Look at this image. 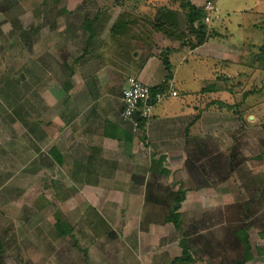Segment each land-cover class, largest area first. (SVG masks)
I'll return each mask as SVG.
<instances>
[{"label": "rangeland", "instance_id": "obj_1", "mask_svg": "<svg viewBox=\"0 0 264 264\" xmlns=\"http://www.w3.org/2000/svg\"><path fill=\"white\" fill-rule=\"evenodd\" d=\"M190 1L201 7L207 0ZM185 2L0 0V264H171L181 255V239L192 251L190 264H264V71L242 78L246 85L233 88L235 102H208L211 113L202 107L205 125L192 137L174 135L182 134L178 119L163 122L171 140H184V162L175 146L163 158L131 134L142 147L132 159L116 168L107 160L84 168L73 144L57 135L68 65L76 74L84 65L89 88L86 77L100 71L103 60L117 70L115 63L137 52L136 65L129 61L134 77L145 69L148 53L173 63L165 55L168 44L195 42ZM215 4L208 33L219 36L210 40L242 52L252 67L243 70L256 71L253 47L263 43L264 0ZM164 75H170L166 65ZM54 146L64 154L59 164L52 160ZM178 190L184 199L175 224Z\"/></svg>", "mask_w": 264, "mask_h": 264}, {"label": "crops", "instance_id": "obj_2", "mask_svg": "<svg viewBox=\"0 0 264 264\" xmlns=\"http://www.w3.org/2000/svg\"><path fill=\"white\" fill-rule=\"evenodd\" d=\"M253 26L257 27L258 25L253 24ZM218 36V33L217 35L214 34L210 39H215ZM210 39L194 49L173 46L169 51H166L165 55H172L173 61V63L168 62L170 74L168 77L163 76L164 59L161 57V53L159 55L150 53L152 56L148 53L145 69H140L138 74L135 75L144 83V78L147 79L149 84L147 82L145 84L149 87H160L163 83L166 85L170 83L171 88L177 91L175 97L168 96L166 100L162 99L156 104L152 116L147 122L144 134L141 136L149 142V148L154 153L153 155L163 157L164 151H168L170 146H175L177 149L175 150L177 152L176 157H182L181 162H184L185 158L183 156L186 153L184 140L195 135V132L201 131V123L203 126L205 125L204 111L200 112V109L203 107L211 113L213 109L207 108L208 102L210 105L214 104L212 107L217 104L222 106V104L235 102L233 88L237 86L240 87L239 89L243 88L246 81H243L242 78L245 77L246 80L249 73L253 75L254 72H262L259 66L253 67L257 68L256 71H244L243 69L252 70L249 69L252 67L243 63L242 52L239 53L237 50H233L230 45L220 46ZM102 46L101 44V49ZM132 55L130 60H133L136 65L137 52L134 51ZM240 59H242L241 63ZM105 61H101L102 69L100 71L97 69L93 77H86V80H91L88 83L89 88H84L86 84L83 83L85 78L84 74L81 73L84 66L82 64H79L80 73L78 74H76L79 72L76 67L75 69L71 67V64H67L72 73L66 83H63L65 97L62 105L63 115L60 119L62 121V132L57 133V135L62 140L61 142L73 144L75 161L84 168L86 165L93 166L94 163L103 162V160L111 161V167L116 168L120 162L125 161L124 158L126 160L132 159L133 154L139 152V147H141L138 146L135 137L131 135L132 133L128 132V126L126 125L127 129L119 117L122 107V89L126 86L128 76H131V73H128L132 69L129 65L130 62L115 63L117 70H111ZM209 61L213 62L209 64ZM206 66H211L210 75L205 76L204 81L203 79L199 80L200 74L203 75V69ZM237 67H240L239 70L236 69ZM195 80L203 82L193 91L189 88V83L193 84ZM193 92H195V95L192 94ZM202 99L205 100L203 104H201ZM171 119H178L176 121L180 123L178 127L181 129L182 134L174 130V124L170 127L174 130L175 136L184 138L183 141L171 140L169 137L171 131L167 132L168 126L163 127V122ZM49 132H52V136L56 137L54 131ZM53 141L55 145V138H53ZM134 145L138 147L135 148ZM52 152L54 155L52 157L53 161L58 160V164L63 161L64 154L61 155L62 151L59 148L54 146ZM121 154H124L123 158H119ZM51 179L54 178L51 177ZM2 248L0 242V252ZM190 253L193 258L191 250Z\"/></svg>", "mask_w": 264, "mask_h": 264}, {"label": "built area", "instance_id": "obj_3", "mask_svg": "<svg viewBox=\"0 0 264 264\" xmlns=\"http://www.w3.org/2000/svg\"><path fill=\"white\" fill-rule=\"evenodd\" d=\"M204 9L207 12L204 20L208 24L212 22L218 9L216 4L210 1L204 3ZM127 82V86L122 90L119 117L123 124H127L132 134L142 136L156 104L168 96L175 97L177 92L170 84L165 91H154L133 76L128 77Z\"/></svg>", "mask_w": 264, "mask_h": 264}, {"label": "trees", "instance_id": "obj_4", "mask_svg": "<svg viewBox=\"0 0 264 264\" xmlns=\"http://www.w3.org/2000/svg\"><path fill=\"white\" fill-rule=\"evenodd\" d=\"M207 1L215 3V0H207ZM204 3H203V5H201V7H196L190 0H186L185 4H183L184 11H186L184 18L186 19V22H187V25H188V30L187 31L189 33L193 34V35H191V34L190 35L192 36L193 41H195V42H190V41L181 42L180 45H177L175 47H177V48H179V47L180 48H186V49H194V48H196L197 46L203 44L205 41L209 40L212 37L208 33V27L209 26L204 20L206 14H207L206 10L204 9ZM181 7H182V5H181ZM91 22L88 21V24L90 25ZM262 29H263V32H262L263 33V40H262L263 43H262L261 46L256 45L253 48H254V51H257L256 58H257L258 61H260L259 68H260V70L264 71V27H262L261 30ZM90 30H91L90 31L91 32L90 33V38H91L92 35H93V31H92V28ZM117 31L118 30L113 31L112 33H116ZM173 46H174L173 44L171 46H169V44H168V46L165 48L164 51L165 52L169 51V49L172 48ZM257 47H259V48H257ZM163 62H164V65H166L168 67V70H169L168 62H166L165 60ZM128 77H130V76H128ZM126 82H127V80H126ZM127 84H128V82L126 83V86H127ZM166 88H167V85L165 83H163V85H161L160 87L159 86L151 87V89H153L154 91H165ZM121 95H122V93H121ZM242 97H244V95ZM163 158H164V156H163ZM161 169H162L161 166H159L158 170L161 171ZM177 192H178L179 196L175 197V199H174L175 205H174L173 210L171 211V214H173V222L175 224H177L178 219H179V213L176 210L179 209V207L181 205L180 203L184 199L183 190H178ZM173 211H174V213H173ZM55 225H56L57 231H58V233L60 235L65 234L66 231L63 228L60 220H57ZM244 244H245V249L248 250L249 249L248 242L244 241ZM179 246L182 249L181 255L175 257L172 260L171 264L192 262V260H193L192 256H191V254L189 252V249H188V246H187L186 242L183 239H181L179 241ZM262 252H264V249H263ZM247 254H248V251H247V253L245 255H247Z\"/></svg>", "mask_w": 264, "mask_h": 264}]
</instances>
